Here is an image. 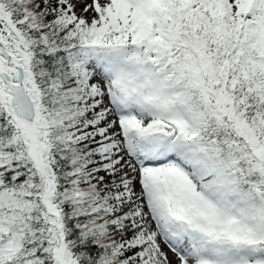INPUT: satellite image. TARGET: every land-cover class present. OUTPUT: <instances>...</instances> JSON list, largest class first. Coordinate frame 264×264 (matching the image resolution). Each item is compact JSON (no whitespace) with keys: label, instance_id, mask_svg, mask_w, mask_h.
Segmentation results:
<instances>
[{"label":"snow or ice","instance_id":"6c2138e0","mask_svg":"<svg viewBox=\"0 0 264 264\" xmlns=\"http://www.w3.org/2000/svg\"><path fill=\"white\" fill-rule=\"evenodd\" d=\"M0 264H264V0H0Z\"/></svg>","mask_w":264,"mask_h":264}]
</instances>
